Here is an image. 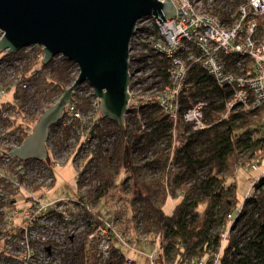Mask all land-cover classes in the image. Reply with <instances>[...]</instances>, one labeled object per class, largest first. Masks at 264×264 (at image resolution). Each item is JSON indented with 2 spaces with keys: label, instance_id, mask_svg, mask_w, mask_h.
<instances>
[{
  "label": "trees",
  "instance_id": "trees-1",
  "mask_svg": "<svg viewBox=\"0 0 264 264\" xmlns=\"http://www.w3.org/2000/svg\"><path fill=\"white\" fill-rule=\"evenodd\" d=\"M241 1L221 0L215 11L222 18H228V9H234ZM259 26L260 37L264 39V15L259 17ZM15 54L4 52L0 59ZM36 63L31 64L32 68ZM40 64L42 70L35 68V75L28 78L30 90L19 87L15 92V97L28 106L27 111L35 120L39 118L36 115L59 99L78 74L74 63L65 58L57 57L48 65H43L41 60ZM166 69L161 68L165 80ZM196 75L198 78L187 95V104L197 97L208 98L211 126L191 132L188 125L174 124L165 114L152 108L144 112L148 117L145 129L133 125L126 115L123 131L115 121L101 116L105 126L98 130L99 143L92 149V160L86 169H92L94 162L97 168L92 172L90 183L100 177L102 185L95 186L93 191L88 190L83 198L89 202L108 193L110 185L116 183L114 165L119 156L120 166L127 172L121 186L122 190L129 191V197L125 199L130 209L128 217L133 224L131 230L138 241L139 235L143 234L158 245V257L164 264H192V261L204 257L211 261L220 246L222 231L228 226L227 214L242 204V212L225 241L219 264H264V169L257 170L261 174L254 179L252 189L242 203L237 196V185L230 181L244 165L252 169L251 162L257 159L260 166L262 164L264 107L233 112L227 119L218 121L225 108L227 93L202 71H196ZM82 90L83 85H80L74 93V101ZM80 98L79 107L86 110L93 104L94 94H83ZM21 127L19 122L9 135L18 133ZM69 131L66 128L64 134L68 136ZM162 137L168 141L164 147L159 142ZM24 138L21 137L20 142ZM115 139L118 141L110 152L104 142L112 143ZM153 146L154 154L148 159L147 156L141 159L135 156L138 148L148 150ZM53 173L55 176V171ZM174 199L178 201L168 211L167 205ZM112 235L109 258L105 261L96 258L90 262L87 249L82 245L74 255V264H138L123 252L119 245L123 241L115 232Z\"/></svg>",
  "mask_w": 264,
  "mask_h": 264
},
{
  "label": "built area",
  "instance_id": "built-area-1",
  "mask_svg": "<svg viewBox=\"0 0 264 264\" xmlns=\"http://www.w3.org/2000/svg\"><path fill=\"white\" fill-rule=\"evenodd\" d=\"M171 1L176 7L175 17L161 23L155 16H150L137 24L130 43L129 110L139 113L142 109H158L174 124L182 122L188 125L191 132L211 126L208 121L211 104L208 98L197 97L187 104V95L198 78L196 75L198 70L208 75L220 90L227 93L225 108L219 114L218 121L227 119L233 112L253 111L264 107V39L260 37L259 26V17L264 15V0H242L234 9H228L230 11L228 18H222L215 11L221 0ZM2 35L3 32L0 30V38ZM43 56V46L33 45L25 47L14 56L0 59V150H3L0 151V180L1 183H5L0 186V204H3L1 198L4 199L2 194L5 190L12 194L11 199L7 200L10 208H1L0 219H6L7 224L9 222L8 227L14 226V214L16 218L20 214L14 190L17 193L21 192L20 195L31 201V206L27 207L21 216L22 234L29 233V227L43 213L52 212L57 217L68 219L67 213L60 211V204L69 202L57 200L47 203L41 198L54 186L53 171L64 163L60 160L64 159L61 158L62 152L50 151L52 147L48 143L52 130L59 126L64 130L68 126L78 125L80 145L74 152L76 161L83 156L93 138L99 136L98 130L105 126L101 115L90 120L85 119V109L79 107L82 96L80 91L75 101L73 97L66 105L60 124L50 128L47 142L50 155L48 161L22 160L9 153L10 148L19 147L23 143L20 142L21 137L26 138L25 135L32 132L34 116L27 111L28 106L24 105L20 98L15 97V92L19 87L30 90L28 78L35 75L37 72L35 68L42 70L37 63ZM58 58L63 59L62 56ZM35 62L36 66L32 68L31 64ZM162 67L167 68L166 80L161 73ZM144 90L147 91L145 95L141 94ZM9 93H12L13 99L3 101L4 95ZM19 105L20 108L17 107ZM94 106H98L97 101ZM41 114L36 116L40 117ZM19 122L22 123L19 132L9 135ZM138 125L142 129L146 127L141 120ZM57 141L55 139L53 143ZM91 154L89 149V158L92 159ZM69 159L70 157H66L64 164ZM259 162L258 159L253 162V170L260 169ZM75 165L79 171L76 176L79 190L81 186L88 184L90 186L93 170L86 169L88 160L83 164L75 162ZM87 174L89 177L85 178ZM6 182L8 188L5 187ZM81 198L79 195L74 200L85 206L80 201ZM87 209L92 210L88 206ZM241 212L242 205L227 214L228 226L222 231L220 246L213 253L212 260L207 261V257H204L192 261V264L220 263L225 241ZM111 224L112 222L99 217L98 226L90 234L92 238L100 239L98 259L101 261L110 257L114 232L130 250L135 248L130 238L112 230ZM14 234L11 233L10 238L14 237ZM20 243L26 249L31 248L26 239H21ZM157 257V252L150 256L152 264H155L154 260Z\"/></svg>",
  "mask_w": 264,
  "mask_h": 264
},
{
  "label": "water",
  "instance_id": "water-1",
  "mask_svg": "<svg viewBox=\"0 0 264 264\" xmlns=\"http://www.w3.org/2000/svg\"><path fill=\"white\" fill-rule=\"evenodd\" d=\"M150 16L162 23L176 16V7L171 0H0V52L15 54L39 45L43 65L62 56L79 68L72 85L9 153L48 161L50 128L61 121L66 105L86 82L99 100L101 116L124 131L131 100L130 43L138 22Z\"/></svg>",
  "mask_w": 264,
  "mask_h": 264
},
{
  "label": "rangeland",
  "instance_id": "rangeland-1",
  "mask_svg": "<svg viewBox=\"0 0 264 264\" xmlns=\"http://www.w3.org/2000/svg\"><path fill=\"white\" fill-rule=\"evenodd\" d=\"M4 55V52H0V58ZM37 63V65H41ZM38 65V67H40ZM75 69L79 68L74 63ZM73 66V67H74ZM74 69V68H73ZM77 74V76H78ZM83 85V90L80 93L83 94H94V89L92 86L86 82ZM147 91H142L141 94L145 95ZM13 99L12 93L6 94L3 97V101H10ZM58 100V99H57ZM93 104L89 106V109L85 110V119L90 120L94 116L97 118L101 115L99 106H94L96 101L99 103V100L94 96L92 98ZM56 102V101H55ZM54 102V103H55ZM144 110V111H143ZM147 109H142L141 112L137 113L135 110H131L126 113L128 117L131 118L133 125H138L140 120L147 125L148 117L146 113ZM129 111V110H128ZM37 120L31 125H35ZM78 125L76 124L74 127H66L68 128L69 134L66 136L62 130V128L55 127L52 130L51 138L49 141V146H51V150L53 153L62 152L64 159H60L62 163H65V158L70 157L66 164L63 163L62 166L55 169V177L56 182H54V186L51 190L41 198L50 203L52 201L57 200H65L69 203H61L60 211L67 215L68 219H63L62 217L54 215V213H43L40 214L36 221L32 223V226L29 227V233L22 234V214L26 211V208L31 206V201L23 197L21 192L17 193L14 190V196L17 198V208L20 214L17 216L14 214V226L8 227L6 219H0V264H74V255L75 253L85 245L87 249V254L90 262H94L96 258H98V245L100 243V239L92 238L90 234L94 232L96 226L99 223V217L102 219H106L108 222H112L111 228L112 230L120 231L123 236H128L130 238L131 244L135 247L133 250H130L123 242H119L121 249L124 253H126L129 258L135 260L138 264H152L150 256L157 252L160 253V248L152 239H150L147 235H139L140 241L138 238H135V232H133L132 226L133 224L128 217V213H130V209L128 207V203L126 202V197H129V191L122 190V183L127 177V172L124 167H121V159L119 156L116 157L115 161V171L117 173L116 183L114 186L110 185L108 193L104 197L95 198L93 201H87V198H83L84 195L87 194L88 190H94L95 186L102 185L101 178L96 177L91 185L81 186L80 190L77 184V174L79 173L75 162L78 164H83L84 162H89L92 160L89 158V149L92 152L94 149V145L99 143V137H94L93 140L88 144V147L82 157L78 159H74V152L76 148L80 145L79 133H78ZM189 133V132H188ZM58 140L56 143H53V140ZM118 140L115 139L112 143L104 142V146L110 147V152L115 148V144ZM162 147L166 146L167 139L162 137L159 140ZM58 145V147H56ZM154 146L149 148L148 150L145 148H138L135 152V156L137 158H143L144 156L148 157L152 156L154 152L152 149ZM50 149V148H49ZM51 157L52 153L50 152ZM92 157V156H90ZM146 159V160H147ZM262 164L259 170L264 169V157L262 158ZM65 160V161H64ZM254 162V161H253ZM251 162V164L253 163ZM93 168L90 170H96L95 163L93 162ZM248 165H244L236 171V175L230 179V181L235 182L237 185V196L239 202L242 203L247 196V194L252 189V185L254 179L258 175L261 174V171L247 169ZM89 177V175H85V178ZM93 177V176H92ZM88 183L86 179V184ZM5 185V183H1L0 186ZM35 186L34 184H31ZM8 188V186H5ZM9 191L5 190L1 198L3 204H0V210L5 208H10V204L7 203V200L12 197ZM82 197L80 201L85 204L83 206L79 202H76L78 196ZM1 196V197H2ZM178 199H174L173 201H169L167 205V210L171 211L174 203L177 202ZM243 205V204H242ZM87 206L92 210H88ZM12 208V207H11ZM15 209V206H13ZM94 211V212H93ZM8 213V212H7ZM16 218V220H15ZM21 227V228H20ZM105 228V227H103ZM13 230V231H11ZM15 233L14 237L10 238L11 233ZM133 234V235H132ZM21 239H26L30 243V249H26L23 245H21ZM129 241V242H130ZM12 246V247H11ZM155 264H164L162 258L160 256L154 260Z\"/></svg>",
  "mask_w": 264,
  "mask_h": 264
}]
</instances>
